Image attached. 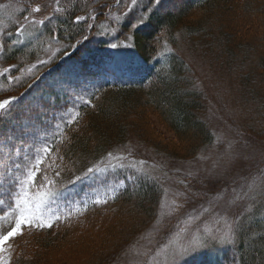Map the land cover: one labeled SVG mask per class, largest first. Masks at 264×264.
I'll use <instances>...</instances> for the list:
<instances>
[{"label": "rangeland", "instance_id": "374dc122", "mask_svg": "<svg viewBox=\"0 0 264 264\" xmlns=\"http://www.w3.org/2000/svg\"><path fill=\"white\" fill-rule=\"evenodd\" d=\"M74 1L0 0V90L21 84L25 87L49 67H57L63 52L73 45L70 37H60L64 27L60 19ZM162 2L164 0L159 4ZM114 4H118L116 0ZM125 4H130V0L119 3L122 8L111 13L108 20L96 23L95 31L91 32L93 44L81 58L41 78L34 92L29 91L22 97L24 100L15 112L9 115L0 112V128H11L6 135L8 138L0 137V145L6 146L0 153V200H3L0 237L15 227L19 214L14 203L17 185L11 158L23 162L27 154L30 167L41 160L40 171L50 154L46 156L43 148L48 147L51 152L53 143L63 136L65 128L77 120L78 110L89 105L87 100L95 97L105 84L122 85L125 78L131 81L139 78L135 74L138 71L144 73L146 66L137 62L131 40H119L121 24L124 18L137 12L133 27L141 26L145 20L140 23V19L159 4L154 0H138L132 11L124 15ZM234 4L220 8L217 16L204 13L198 16L204 25H209L213 36H198L201 41L196 43L185 38L184 32V40H178L175 46L164 51L174 50L183 58L190 69V77L196 82L195 89L205 95V110L200 117L211 130L213 143L206 145L199 141L194 144L196 151L185 153L181 151L185 142L166 128L152 109L144 110L147 126L139 115L132 113L134 110H126L120 117H125L124 130L130 132L131 143L108 153L105 161L94 166L95 174L86 175V172L80 180L75 178L69 183L58 184L62 185L59 189L49 188L46 182L45 186L30 193L34 200L47 201L44 212L52 217L53 226L22 227L21 233L6 245L4 255L10 261L18 260L23 254L26 263H31L34 259L30 255L38 251L42 253L44 264H98L102 254L111 253L115 246L119 251L104 264H219L231 251L236 227L249 228L253 214L249 212L254 210L252 204L256 195L261 194L262 185L259 188L258 183L264 181L263 173L258 179V170L262 171L264 165L261 156L264 151V93L261 91H264V82L258 81L260 75L264 79L260 74L264 68L258 63L264 55V15H258L261 23L254 21L253 17H257L249 10V0H237ZM178 6L180 10L187 9L184 5ZM171 7L167 5L163 11ZM36 8L39 11H35ZM79 17H85L80 21L83 23L87 14ZM94 21L90 18L91 26ZM249 21L253 27L249 28ZM85 28L89 29L87 25ZM226 33L239 46L232 47L233 53L224 51ZM128 34L127 37H131L130 32ZM205 40H211L208 46ZM111 43L118 47L112 48ZM251 47L254 52L250 68ZM8 55L12 58L15 55L16 60L2 64ZM166 55L158 56L156 61H164ZM133 58L136 65H131ZM249 74L256 81L251 82V88ZM249 90H255L258 97H251ZM11 98L17 100L19 97L14 94L8 97ZM111 119L102 124L104 131L109 129ZM140 126L145 128L152 142L141 139L135 132ZM33 128L35 134H30ZM161 147H169L166 151L174 153L175 159L167 164L162 161L161 157L167 156L159 152ZM237 153L249 159L242 165L229 166ZM109 154L111 159H108ZM9 171H13L12 176L8 175ZM132 172L152 177L161 187L156 212L145 213L138 209L139 205L128 202L125 206L122 201L106 211L79 219L67 230L56 229L62 220L78 214L85 205L95 204L96 198L112 199V193L116 195L123 188L125 177ZM225 184L227 189L216 192ZM46 229L52 231L46 232ZM164 245H169L168 253L161 252ZM172 250L178 253L174 259L170 255Z\"/></svg>", "mask_w": 264, "mask_h": 264}, {"label": "trees", "instance_id": "16d2710c", "mask_svg": "<svg viewBox=\"0 0 264 264\" xmlns=\"http://www.w3.org/2000/svg\"><path fill=\"white\" fill-rule=\"evenodd\" d=\"M113 1L115 2V0H76L66 15L61 17L60 20L64 27L61 30L60 37H70L69 40L74 42L85 34L86 25L88 27L91 23V16L96 15L86 44L76 51L64 66L77 58H81L85 54L84 52L89 50V46L93 44L94 37L92 38L91 35L92 31H95L96 23L104 21V19L108 20L107 18L111 13L122 8L119 4L113 6ZM171 1L164 0L154 11L147 13L141 26L133 27V19L137 16L136 11L135 15L133 14L122 20V32L120 31L122 35L119 40H126L125 37L130 32L132 50L137 62L142 66H146L144 73L141 74L138 71L135 74H138L139 78H134L131 81L124 79L122 85L118 83L105 84L91 99V105L83 106L78 110L77 120L65 128L63 136L53 143L49 156L42 163L36 177L38 184L45 186L46 182H50L49 188L59 189L62 185L60 187L58 184L69 183L76 177L84 175L89 167H94L102 160L105 161L108 153L115 151L121 145L127 144L130 141V137H128L130 132L124 130L125 117H120L123 116L126 110H134L132 113L139 115L144 126H147L144 110L152 109L159 115L163 125L171 130L180 141L185 142L183 145L186 146L181 149L185 153H192L195 150L194 144L199 141L206 145L213 143V134L206 121L204 122L203 118L200 117L202 111L205 110V95L203 96L201 91L195 89L196 82L190 77V69L183 58L174 50L168 51L170 53H164V51L168 47L175 46L178 40H184V32L187 34L185 38L196 43L201 41L198 36L203 35L202 38L213 36L209 25H204L198 16L200 13L212 15V17L217 16L216 11L229 5L230 7L235 5L234 1L237 0H184V2L173 0L172 3ZM167 5L172 7L167 11H163V8ZM178 5H184L187 8L186 11L176 8L179 7ZM64 7L66 9L65 5ZM249 10L257 17H253L254 21L260 22L258 15H264V0H249ZM140 12L138 13L142 14V11ZM84 14H87L86 20L83 23H76L77 17ZM250 22L252 21H249V28L250 26L253 27ZM131 27L133 29L130 31ZM191 37L197 38L192 39ZM210 41L205 40L204 42L208 46ZM223 41L226 48L224 51L228 53H233L232 47H239L229 33L224 34ZM100 44L102 43L100 42ZM252 48L254 47H251L249 53L250 68L253 67L251 57L254 49ZM5 53H8L7 50ZM164 54H168L165 60L157 62L156 58ZM12 56L13 58L9 55L6 56L1 61L2 64L6 65L10 61H15L16 56ZM154 61L156 63H153ZM253 63L256 62L253 61ZM258 63L264 68V55L260 56ZM132 64L136 65L134 58L131 61ZM260 74L264 75V72ZM258 81L260 84L262 81L264 82L262 75L258 76ZM251 82L255 83L256 81L249 74L250 88ZM23 86L24 84L13 85L0 90V102L14 94L18 95L24 88ZM33 89L31 92H34ZM261 91L264 93L262 89ZM249 94L254 99L258 97L255 96L258 95L255 90H249ZM50 96L51 94H49ZM23 100L24 98H20L13 101L5 110L0 111L1 114L9 115L15 112ZM56 102L58 103V101ZM138 108L139 110H137ZM124 116H127V114ZM110 117H112V122H109L111 125H109V129L104 131L101 126ZM142 118L144 119L142 120ZM140 128L138 127L137 131L135 130L140 138L145 139L148 143L152 142L145 134V128L142 126ZM10 129L8 126L0 128V137L8 138L6 135H9ZM138 131L140 132L138 133ZM167 148L161 147L159 150L160 153L167 156L168 159L161 157L166 164L169 160L175 159L174 153L166 151ZM134 154L137 155V153ZM263 166L262 171L258 172V179L262 173L264 174ZM258 184L259 188L260 184L262 185L259 190L261 194L256 195V199L252 204L254 210L249 212V214H254L251 216L252 221L249 222V228H241L240 230L236 227L234 247L230 249L231 251L224 256L219 264H264V181L261 180ZM160 196L161 187L152 177L132 172L125 177L123 188L115 195L114 199H109L107 204H93L86 207V209L84 208L78 214L62 220L56 229L67 230L74 226L79 219L106 211L122 201L125 206L129 204L128 202H133L134 206L139 205L138 209L151 214L156 212ZM247 217L248 215L243 220ZM243 220H241V223ZM46 230V232L52 231ZM244 238L248 239L249 242H245ZM114 248L111 253H105V256L102 254V258L100 257L101 259H98V262L104 264L111 255L116 254L115 252H118L119 248ZM41 254L36 251L33 255H30V258L34 259L31 263H26V256L22 254L18 260L13 259L11 264H44L41 262ZM96 263L94 262V264Z\"/></svg>", "mask_w": 264, "mask_h": 264}, {"label": "snow or ice", "instance_id": "6c2138e0", "mask_svg": "<svg viewBox=\"0 0 264 264\" xmlns=\"http://www.w3.org/2000/svg\"><path fill=\"white\" fill-rule=\"evenodd\" d=\"M116 2L124 3V0H116ZM156 4L160 3V0H154ZM138 4V0H130V4H125V8L127 9L124 12V15H127L128 12L132 11V9ZM35 11H39V8H36ZM85 17H77L76 23H79L81 20H84ZM91 19L95 20L96 17L93 16ZM143 17L140 19V23H143ZM43 23V21H41ZM90 27H93L90 25ZM84 41H87L89 39L88 36H84ZM127 40H131L132 37H127ZM110 46L112 48H117L118 45L115 43H111ZM125 47H131L130 44H124ZM2 47V46H0ZM2 75V73H0ZM86 103L91 105V100H87ZM12 104V100H3L0 102V111L5 110L9 105ZM30 134H35V129L30 130ZM5 145H0V153L4 152ZM43 151L45 155L47 156L50 153V149L48 147H44ZM262 158H264V151L261 153ZM12 168L15 171L14 180L17 185V190L14 192V203L15 208L18 211V216L16 218V224L15 227L8 231L6 235L0 237V264H11L10 258L6 257L4 255V252L6 251V245L8 242L16 235L21 233L22 227L28 226V227H36L39 229H43L45 227L51 228L53 226L52 223V217L46 216L44 209L46 207L47 201L44 199L40 200H34L33 196L30 195L31 192H33L34 189L41 187L40 184H38L36 177L39 174V164L42 162L41 160H37L36 164L30 167L31 161L29 160L27 154H25L23 162L17 160L15 157H12ZM108 159H111V154H109ZM249 157L242 156L241 154L237 153L233 155L232 159L229 161V166L232 164H243L245 160H248ZM97 169L94 167H89L87 169V174H95ZM261 171V170H258ZM9 176L13 175V171L8 172ZM46 179V178H45ZM77 180H80L81 177H76ZM219 179V178H218ZM50 183V182H49ZM228 188V185L225 184L221 188L216 189V192H223L225 189ZM235 189H233L234 191ZM45 195H47L45 193ZM106 197H108V194H105ZM112 199L115 198V193L113 192L111 197ZM109 202L108 198H96L94 200V203L96 205L100 204H107ZM3 203V200H0V204ZM86 209V205H85ZM207 211V209L205 210ZM55 219H59V217H55ZM169 245H164V247L161 249L162 253H168ZM189 249H185V251H188ZM170 255L174 259L178 253L175 250H172Z\"/></svg>", "mask_w": 264, "mask_h": 264}]
</instances>
